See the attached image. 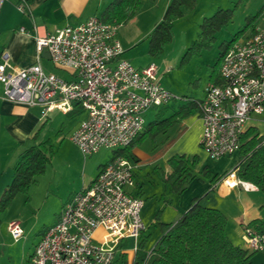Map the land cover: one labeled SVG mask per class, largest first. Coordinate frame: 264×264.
Here are the masks:
<instances>
[{
    "label": "built area",
    "instance_id": "2783aa9c",
    "mask_svg": "<svg viewBox=\"0 0 264 264\" xmlns=\"http://www.w3.org/2000/svg\"><path fill=\"white\" fill-rule=\"evenodd\" d=\"M29 0L19 7L29 10ZM119 24L92 15L77 25H65L37 36L40 55L47 48L54 64L72 71L70 78L46 71L40 62L27 66L4 52L0 61V96L52 111L84 113L70 138L85 156L103 148L114 150L91 184L73 193L57 221L41 236L26 264H133L147 225L145 199L137 193L136 161L116 151L130 145L145 129V113L182 99L167 89L155 63L137 67L124 58ZM222 83L209 82L200 100V144L212 159L231 156L241 147V135L264 114V25L238 37L220 66ZM229 188L258 190L238 174L236 165L218 180ZM8 228L23 236L21 222ZM104 233L98 238L96 232ZM134 243L128 246L127 239ZM243 240L251 251H264V231L248 223Z\"/></svg>",
    "mask_w": 264,
    "mask_h": 264
},
{
    "label": "crops",
    "instance_id": "0c3cea01",
    "mask_svg": "<svg viewBox=\"0 0 264 264\" xmlns=\"http://www.w3.org/2000/svg\"><path fill=\"white\" fill-rule=\"evenodd\" d=\"M111 1L112 0H29V10L23 11L19 7L20 0H0V61L2 54L7 52L10 59L19 65L27 66L40 62L46 71L55 72L62 77L70 78L72 76L71 70L54 64L50 55L45 52H42L40 55L38 54L36 49L37 36L54 32L68 24H80L92 15L100 16L101 12ZM169 1L170 0H143L142 7L135 16L129 20L136 23L137 31L135 32L133 29V34L129 32L122 33V39H120V37L118 38L124 47L122 55L124 58L130 60L137 67H144L148 64L155 63L161 75L162 84L173 93L178 94L176 93L177 88L173 81H163L167 74L164 73L165 71H163L155 61V59L160 56V53L164 51L166 44L162 52L155 56L149 53L148 42L145 53L140 54V52H137V45L147 40L148 35L155 25L162 19ZM215 5H217V2L213 1L209 6V9L211 8V10H213L211 14L215 13L219 8H231L229 6L225 7L223 4L217 7ZM214 8H216V10H214ZM187 11L189 10L185 7L183 16L189 13ZM194 15L197 16V20H201L205 13L203 12L198 15L197 11H195ZM206 16L209 15H205L204 17ZM177 20L178 19L174 21V27ZM120 26L121 24L119 27ZM199 33L200 31H198L194 39L198 37ZM118 35L119 33L117 36ZM188 36H190L189 30L186 36H184L185 39ZM194 39H192V41ZM191 42L185 41L183 47L187 49ZM127 46H131L132 48L130 47V51L126 52ZM208 65L212 64H207V67ZM200 78L202 77L191 82L196 88L189 85L186 91L187 93H184L185 95L182 96V99L171 100L161 107H156L158 109L156 114L158 115L159 110L163 107H167V115H170L176 111L180 105L186 103L188 99L196 98L201 100L205 94L206 85L212 82V80L208 71L205 81H200ZM55 112L60 111H52L48 113V115L43 116L39 106H28L0 96V197L5 187L14 177V165L19 159L20 154L32 143L31 138L43 123H45V125L37 141L51 138L53 142L54 140H61L62 142V139L65 138V132L69 130L71 135L84 118L81 117L72 124L68 120H60L58 124L54 125L55 122L53 119ZM80 113V110H75L64 114L73 118V116L81 115ZM201 134L202 119L200 117V111H197L194 114L182 117L179 123L173 127L170 132L162 135L163 143L157 151L154 150L153 152L146 153L140 149L139 146L146 139L136 146L134 148V153L139 158L138 161H136L137 193L139 194V191L141 192L140 195L144 197L145 204L147 198L150 196L160 201L164 200L163 206L160 207V209H164L163 212L159 217L155 216L157 223L159 219L165 222H175L180 215L193 204L194 198L199 197L201 204L217 207L225 212L228 217L227 232L230 238L235 244L246 248L243 240V226L256 218L264 219V193L259 189L247 191L242 187L229 188L224 183H218L219 179L213 181L212 176L214 174L218 173L221 175L229 168L220 173L213 169L207 161V157L209 156L201 147ZM180 155H185L189 158L198 155V160L193 169L196 178L186 184V188L181 194L174 192L171 189V185L168 187L169 189L167 185H165V183L167 184V182H165L167 181L166 178L170 173L168 161ZM233 155L226 157H232ZM103 164L104 163L98 164L97 173ZM234 164L233 162L231 167L234 166ZM97 173L82 176L80 183L72 187V189H68L65 193L57 191L58 194H60L61 203L63 204V202L67 201L73 193L91 184ZM209 174H212V176L210 177ZM26 195H28L29 200L32 198L30 191L27 193H18L16 195L11 206L1 215L0 228L3 224L5 225V223L8 228V224L12 220L8 219L7 216L9 209L13 207L20 196L27 197ZM31 203L32 201L29 202L28 206H31ZM160 203L161 202H156V207H158ZM22 228L24 234V227L22 226ZM103 233L104 230L100 228L96 232V235L100 238ZM35 246L32 249L28 247L25 251L23 250L19 262L16 264H26L29 257L33 254ZM258 253L259 251L252 257L255 264H259L257 260ZM7 257L9 261L14 260L11 255H7L4 248L0 247V264H4V260Z\"/></svg>",
    "mask_w": 264,
    "mask_h": 264
},
{
    "label": "trees",
    "instance_id": "16d2710c",
    "mask_svg": "<svg viewBox=\"0 0 264 264\" xmlns=\"http://www.w3.org/2000/svg\"><path fill=\"white\" fill-rule=\"evenodd\" d=\"M196 1H169L162 19L147 38L148 51L151 55L155 56L162 52L164 45L173 39L174 21L184 14L185 7L193 8ZM142 4L143 0H112L101 12L100 17L105 22L120 25L131 20ZM233 12L234 8H219L212 15L204 17L200 24V33L183 55L181 65L192 55L200 54L202 50L213 46L215 33L232 20ZM260 15L261 13L249 16L245 28L240 33L253 26V22ZM254 30L255 26L251 32ZM237 37L230 41L224 40L215 63L208 65L207 70L212 82L222 83L220 66L224 55ZM200 103V99H188L170 115H167V107H163L133 142L116 151V154H123L138 161L139 158L134 153L136 146L147 138L156 140L158 136L167 134L182 117L200 111ZM44 125L45 123L34 134L31 138L32 143L20 154L14 165V177L0 197V215L11 206L18 193L29 191L38 176L45 173L53 160L55 152L53 140L47 138L37 141ZM237 153L239 157L235 165L239 176L255 183L264 193V134L257 127L249 126L241 135V147ZM197 160L198 155L192 158L180 155L168 161L170 173L166 180L171 183L174 192L183 193L186 184L196 178L193 169ZM223 174L209 176H212L214 181ZM199 200V197L194 198L193 204L175 222L159 219L162 235L152 248L146 246L149 236L143 234L133 264H255L252 257L258 251H251L232 241L227 232L228 217L225 212L217 207L203 205ZM163 210L159 209L156 216L159 217ZM248 224L258 231H264V219L256 218Z\"/></svg>",
    "mask_w": 264,
    "mask_h": 264
},
{
    "label": "rangeland",
    "instance_id": "374dc122",
    "mask_svg": "<svg viewBox=\"0 0 264 264\" xmlns=\"http://www.w3.org/2000/svg\"><path fill=\"white\" fill-rule=\"evenodd\" d=\"M213 1L217 2L216 7L223 4L225 7L234 8L233 18L227 25L215 33V40L211 48L202 50L200 54L192 55L181 65L182 57L188 49L183 47L184 43L185 41L191 42L197 36L198 31L201 30L200 24L204 16L212 15L213 10L209 9V6ZM188 10L187 12L189 13L187 15H182L183 17H179L175 22L173 39L166 44L164 51L155 59L160 68L167 74L163 81H173L177 88L176 93L178 94L176 95L178 96L185 95L184 93H187L189 85L196 88L191 82L199 77H202L200 81H205L208 71L206 68L207 64L215 63L216 57L222 49L221 43L224 40L230 41L237 37V34H239L238 37H242L251 33L254 26L264 25V0H197L196 5L193 8H188ZM195 11H197L198 15L203 12L205 13L201 20H197V16L194 15ZM259 13L261 15L253 22V26L240 33L247 24V18ZM133 29L135 32L137 31L136 23H133V21L122 23L118 28V37L122 39V33L129 32L133 34ZM188 30L190 36L185 39L184 36H186ZM147 42L146 40L138 44L137 52H140V54L145 53ZM130 47H126V52L130 51L132 48ZM157 110V108H151L145 113L147 123L156 118ZM80 114L70 118L62 112H55L54 125L58 124L60 120H68L72 124L79 118L84 117V113L81 112ZM255 118L256 120L251 125L257 127L264 134V114L257 115ZM64 136L65 138L62 139V142L61 140H54L55 152L53 160L47 166L45 173L38 176L35 183L31 186L29 191L30 195L32 194V198L29 200L28 195H26L27 197L20 196L7 213L8 219H18L22 222L24 234L16 240L8 231L7 224L2 225L0 228V247L4 248L7 255H11L14 259L13 261H9L7 257L4 260V264L18 263L23 250L25 251L28 247L32 249L38 243L43 233L57 221L66 202L61 203L60 194L57 191L65 193L68 189H72V187L78 185L82 176L97 173L98 164L107 162L114 153V150L103 148L95 154L85 156L79 146L70 138L69 130L65 132ZM162 143L163 137L160 135L156 141H152L149 138L146 139L139 147L148 153L154 150L157 151ZM238 157L239 154L236 153L232 157H222L220 159L207 157V161L214 170L220 173L231 168L233 162L236 164L237 162L235 161L238 160ZM165 182H167L165 185L168 188L171 183ZM30 201H32L31 206H28ZM156 202H161L158 207H156ZM163 202L164 200L160 201L150 196L147 198L142 211L143 220L148 226L146 230V235L149 236L146 243L148 248H152L162 235L155 216L156 212L163 206ZM127 242L128 246L134 243L130 238L127 239ZM257 255L259 264H264V251H259Z\"/></svg>",
    "mask_w": 264,
    "mask_h": 264
},
{
    "label": "water",
    "instance_id": "95a60500",
    "mask_svg": "<svg viewBox=\"0 0 264 264\" xmlns=\"http://www.w3.org/2000/svg\"><path fill=\"white\" fill-rule=\"evenodd\" d=\"M43 52H45V53H47L48 55H50V54H49V51H48L47 48H44Z\"/></svg>",
    "mask_w": 264,
    "mask_h": 264
}]
</instances>
